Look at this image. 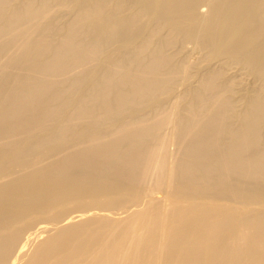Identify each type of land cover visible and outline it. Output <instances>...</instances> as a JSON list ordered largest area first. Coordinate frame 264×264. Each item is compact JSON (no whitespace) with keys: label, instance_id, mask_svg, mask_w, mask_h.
Returning a JSON list of instances; mask_svg holds the SVG:
<instances>
[{"label":"bare ground","instance_id":"obj_1","mask_svg":"<svg viewBox=\"0 0 264 264\" xmlns=\"http://www.w3.org/2000/svg\"><path fill=\"white\" fill-rule=\"evenodd\" d=\"M0 264H264V0H0Z\"/></svg>","mask_w":264,"mask_h":264}]
</instances>
